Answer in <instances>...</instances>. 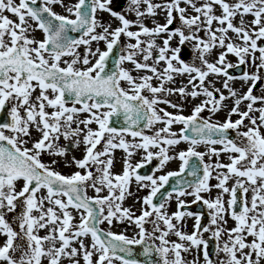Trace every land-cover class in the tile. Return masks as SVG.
<instances>
[{
  "label": "snow or ice",
  "instance_id": "obj_1",
  "mask_svg": "<svg viewBox=\"0 0 264 264\" xmlns=\"http://www.w3.org/2000/svg\"><path fill=\"white\" fill-rule=\"evenodd\" d=\"M261 83L264 0H0V264H264Z\"/></svg>",
  "mask_w": 264,
  "mask_h": 264
},
{
  "label": "rangeland",
  "instance_id": "obj_2",
  "mask_svg": "<svg viewBox=\"0 0 264 264\" xmlns=\"http://www.w3.org/2000/svg\"><path fill=\"white\" fill-rule=\"evenodd\" d=\"M123 2V0H121V3ZM57 11H61L59 8H57L56 9ZM102 16H103V19L105 20V22H107L108 20H109V17H108V15L107 14H102ZM129 18L130 19H134V16H132V15H130L129 16ZM160 19V22L161 23H163V18L162 17H160L159 18ZM249 19H251V17H249ZM118 24V22L117 21H113V26L115 27L116 25ZM149 26H151V23L149 22ZM175 26V25H174ZM36 36H37V38H40V39H42L43 38V36H42V33H40V32H37L36 33ZM124 38H122V40H123ZM101 47L103 48V45H101ZM215 57H213V59H214ZM228 59L231 61V62H233V63H235L236 62V57L235 56H232L231 54L229 55V57H228ZM125 67H131L130 65H125ZM186 77H184V78H178V83H179V81L180 80H184V82H186ZM210 79H214V77H211ZM217 87H220V84H217L216 85ZM233 87L234 88H236L237 90H246V88H242V84L240 83V82H236L234 85H233ZM259 87H264V83H261L260 85H258V88ZM225 94H227L226 92H225ZM256 94H259V92H257ZM171 99H173V100H176V99H178L177 97H172ZM192 103L193 102H189V103H187V105L185 106V111H184V115H189L190 113H191V109H192ZM195 103H199V100H197V101H195ZM229 103H231L230 101H229ZM160 107H165L164 105H160ZM168 111H173L172 109H167ZM203 115L205 116V117H207L208 115H209V113L208 112H205V113H203ZM225 116H226V113L225 112H221V113H218L217 114V116L216 117H214L213 119L214 120H219V121H223L224 119H225ZM238 117H232V119L233 120H235V119H237ZM157 127H159V126H157ZM179 127L180 126H174L173 127V130H175V131H178L179 130ZM145 132H146V134H151V132H149L148 130H145ZM235 134V133H234ZM62 143H63V141H62ZM30 146V145H29ZM184 146H186V148H187V145L186 144H181L180 146H178V149L179 150H184ZM199 150H201V151H204L205 149L203 148V147H201ZM77 158H80L81 156H82V150H76V151H74V153H73ZM116 161H117V163H116V168H115V171L116 172H120V170H121V160H122V158H123V156H124V153L122 152V151H117L116 152ZM44 161L45 162H49V158L47 157V156H45L44 158ZM139 159H140V155H137L136 157H134L133 158V163H136L137 161H139ZM213 159H215V158H213ZM221 159L223 160V162H225V163H227L228 161H227V157L226 156H222L221 157ZM206 160H207V157H206ZM156 164H157V162L156 161H153V163H152V167H153V170H154V168H155V166H156ZM179 165H180V162L178 161V160H175V161H171L166 167H165V169H164V171L163 172H159V173H156V175H162V174H164L165 172H167V171H178L179 170ZM59 170H61L64 174H70L72 171H74V169H72V168H65V167H63V165L61 164V166H60V168H59ZM211 183L212 184H215L216 183V181L215 180H213V181H211ZM231 183V182H230ZM133 191H135V188H133ZM215 193H216V190H213V195H215ZM89 195H94V193L91 191V190H89V193H88ZM147 193L145 192V191H142V192H139V193H137V195L138 196H140V197H142V196H144V195H146ZM206 196H207V194H205ZM227 198V197H226ZM190 200H191V198H189V202H190ZM125 204H126V206H128V205H133L134 204V198H130V199H128L126 202H125ZM134 208L137 210V215H139V208H140V205L139 204H135L134 205ZM169 211L170 212H175L176 211V204H175V202H173L172 203V205H171V207H170V209H169ZM193 225H194V220L193 219H188L187 221H186V223H185V231L186 232H188V233H191L192 231H193ZM233 226V223L231 222V221H229V227H232ZM101 227H103V228H105V230H107V225H102ZM113 231H115V232H117V233H119V232H121V231H124V227H115V228H113L112 229ZM42 235H43V233H41ZM126 234L129 236V237H133V236H135L136 235V229L134 228V227H127V232H126ZM209 237V234H205V238H208ZM173 239H175V237H173ZM189 259H191V257H188ZM117 264H118V262H117Z\"/></svg>",
  "mask_w": 264,
  "mask_h": 264
},
{
  "label": "water",
  "instance_id": "obj_3",
  "mask_svg": "<svg viewBox=\"0 0 264 264\" xmlns=\"http://www.w3.org/2000/svg\"><path fill=\"white\" fill-rule=\"evenodd\" d=\"M150 169H151V167L148 166L147 168L142 169L141 172H142V173H146V172H148ZM193 208H194L196 211H198V212H199V211H203V209L201 208V205H195V206H193ZM134 251L137 252V253H139V252L141 251L140 246H134ZM136 258H137L138 260H140L141 262H143V260H144V257L139 256V255H138Z\"/></svg>",
  "mask_w": 264,
  "mask_h": 264
},
{
  "label": "bare ground",
  "instance_id": "obj_4",
  "mask_svg": "<svg viewBox=\"0 0 264 264\" xmlns=\"http://www.w3.org/2000/svg\"><path fill=\"white\" fill-rule=\"evenodd\" d=\"M184 149H186V146H184Z\"/></svg>",
  "mask_w": 264,
  "mask_h": 264
}]
</instances>
